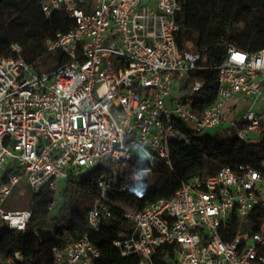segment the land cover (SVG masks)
<instances>
[{
	"label": "built area",
	"instance_id": "1",
	"mask_svg": "<svg viewBox=\"0 0 264 264\" xmlns=\"http://www.w3.org/2000/svg\"><path fill=\"white\" fill-rule=\"evenodd\" d=\"M41 8L74 24L45 41L48 52L66 56L51 72L35 71L17 44L0 56V220L19 230L28 223L30 208L4 206L16 186L31 195L56 192L65 179L98 171L88 229L53 248L52 264H97L91 235L111 207L125 218L113 244L137 264H264V221L259 231L245 229L250 215L264 213L263 173L237 163L179 184L148 180L158 164L171 167L172 143L189 144L208 128L234 125L245 144L263 134L264 46L229 44L213 100L194 108L204 81L190 85L191 100L171 95L206 50L179 49L180 0H42ZM235 98L246 101L236 122L224 112ZM156 184L169 192L153 190Z\"/></svg>",
	"mask_w": 264,
	"mask_h": 264
},
{
	"label": "trees",
	"instance_id": "2",
	"mask_svg": "<svg viewBox=\"0 0 264 264\" xmlns=\"http://www.w3.org/2000/svg\"><path fill=\"white\" fill-rule=\"evenodd\" d=\"M41 2L0 0V56L11 55V46L17 44L24 60L35 71L51 72L66 60V56L60 51L48 52L45 41L57 32L67 31L74 23L60 12L46 17ZM180 4V29L176 34L179 49L206 48L201 54L200 67L189 72L180 90L184 91L183 99L191 100L190 85L195 80L204 81L200 90L193 93L196 100L193 107L201 108L215 96L216 66L221 63L229 44L240 49L264 46V0H180ZM189 138V144H171V167L158 164L157 177L179 184L192 175L212 174L223 165L237 163L250 165L264 174V132L259 141L252 144L239 141L232 126H225L222 133L215 136L191 135ZM98 176L96 171L65 179L60 204L56 203L55 192L49 189L29 194L31 215L24 230L12 228L0 220V264L10 258L18 262L16 252L22 257L21 264H52L53 248H62L87 231V214L99 196ZM20 188L13 189L5 207ZM156 189L162 194L169 192V188H161L158 184L153 187ZM142 193L144 197L150 194L148 181L143 183ZM56 205L59 207L53 214ZM263 221L264 213L257 211L247 218L245 229L250 233L259 231ZM124 223V213L116 207H111L109 214L102 218L100 230L91 235L100 250L97 264H137L135 255L122 256L113 244L118 232L124 229Z\"/></svg>",
	"mask_w": 264,
	"mask_h": 264
},
{
	"label": "rangeland",
	"instance_id": "3",
	"mask_svg": "<svg viewBox=\"0 0 264 264\" xmlns=\"http://www.w3.org/2000/svg\"><path fill=\"white\" fill-rule=\"evenodd\" d=\"M251 1V0H248ZM180 94H184V91H181L179 89V87L176 85H174V87L171 90V95L172 96H179ZM245 105V102L243 103L242 106ZM242 115V107L241 109L237 110L236 115L234 116V121H238L240 119ZM225 126H219V127H213V128H208L205 130V132L203 133H198L196 134V136H215L218 133H222L223 129ZM235 129V126H232ZM260 139V136L258 134H252V140L257 143ZM145 166L148 167L149 166V161L146 160L145 161ZM12 167V164L8 165V168L10 169ZM157 175L155 176H148V180L150 182H153L157 179ZM63 186L61 185L58 190H56L55 192V198H56V203L60 204L61 203V191H62ZM158 190V189H156ZM28 204H29V193L27 192V190H24L23 188H20L18 190L17 193H14L12 195V197L10 198L6 208L7 209H13V210H23V209H27L28 208ZM59 205H56L54 207L53 210V214L56 213L57 209H58Z\"/></svg>",
	"mask_w": 264,
	"mask_h": 264
},
{
	"label": "crops",
	"instance_id": "4",
	"mask_svg": "<svg viewBox=\"0 0 264 264\" xmlns=\"http://www.w3.org/2000/svg\"><path fill=\"white\" fill-rule=\"evenodd\" d=\"M243 103H244L243 100H241L239 98H235L232 101H230L229 104L226 105V107L224 108V112H225V114L229 120L234 118L238 109H241V107H242V111L244 110V108L246 107V101H245L244 106H242ZM16 253H18V252H16ZM18 259L22 260V257L19 255ZM10 261H12V260L9 259V262Z\"/></svg>",
	"mask_w": 264,
	"mask_h": 264
},
{
	"label": "bare ground",
	"instance_id": "5",
	"mask_svg": "<svg viewBox=\"0 0 264 264\" xmlns=\"http://www.w3.org/2000/svg\"><path fill=\"white\" fill-rule=\"evenodd\" d=\"M15 258H16V260H19V259H18V258H19V254H18V253H15ZM10 260H12V261L15 262V260H13L12 258H10Z\"/></svg>",
	"mask_w": 264,
	"mask_h": 264
}]
</instances>
